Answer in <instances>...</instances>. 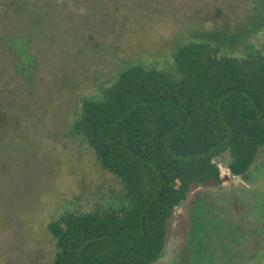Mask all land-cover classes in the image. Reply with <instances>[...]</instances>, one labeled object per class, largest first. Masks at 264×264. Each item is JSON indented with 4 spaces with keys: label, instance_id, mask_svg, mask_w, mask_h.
I'll use <instances>...</instances> for the list:
<instances>
[{
    "label": "rangeland",
    "instance_id": "374dc122",
    "mask_svg": "<svg viewBox=\"0 0 264 264\" xmlns=\"http://www.w3.org/2000/svg\"><path fill=\"white\" fill-rule=\"evenodd\" d=\"M215 30L247 34L234 56L260 49L264 0H0V264H54L49 223L130 206L74 130L83 103L128 67L173 71L178 47ZM229 161L175 209L155 264H264V147L247 180Z\"/></svg>",
    "mask_w": 264,
    "mask_h": 264
},
{
    "label": "trees",
    "instance_id": "16d2710c",
    "mask_svg": "<svg viewBox=\"0 0 264 264\" xmlns=\"http://www.w3.org/2000/svg\"><path fill=\"white\" fill-rule=\"evenodd\" d=\"M245 35L197 32L174 51L173 71L128 67L83 103L74 130L132 202L49 223L54 264H155L175 209L194 188L222 185L218 158L248 179L264 147V44L234 56Z\"/></svg>",
    "mask_w": 264,
    "mask_h": 264
}]
</instances>
